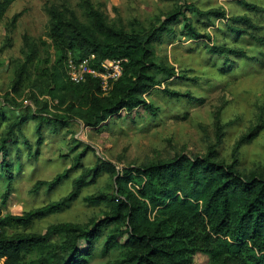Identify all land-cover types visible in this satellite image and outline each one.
Here are the masks:
<instances>
[{"label": "trees", "instance_id": "obj_1", "mask_svg": "<svg viewBox=\"0 0 264 264\" xmlns=\"http://www.w3.org/2000/svg\"><path fill=\"white\" fill-rule=\"evenodd\" d=\"M15 1L0 0V21ZM81 1L85 20L66 5L46 0L49 36L57 58L41 69L44 78L35 83L38 90L28 96L39 110L22 114L11 125L10 132L30 119H38L40 131L49 122L55 128L63 127L70 117L81 119L86 127L100 129L123 115L131 118L143 112L157 115L146 95L176 73L174 67L155 60L154 44L161 41L165 27L127 30L109 23L90 0ZM242 2L255 9V5ZM188 7L199 12L194 6ZM22 13L12 17L13 26ZM180 14L178 7L167 17V24L176 21ZM234 21L254 27L246 17ZM186 26L192 37L200 36L189 20ZM24 42L27 60L17 73L15 92L21 91L25 78L30 77L31 73L26 71L28 63H34L40 56L39 44L31 36L25 35ZM69 56L76 61L89 59L97 70L107 60L127 58V61L123 74L110 80V87L104 90L101 77L92 74H87L85 81H71L66 67ZM45 62L50 60L47 58ZM165 91L174 97H188L192 102L204 101L190 93ZM45 94L50 102L57 101L53 106L62 109L63 114L50 115L48 98L44 101L39 98ZM215 137V143L203 155L178 153L121 170L107 160L83 168V152L77 154L70 170H83L67 195L22 214L2 212L0 208V264H91L96 256L106 257L99 264H195L194 256L200 252L208 254L216 264H264V167L247 172L240 166L238 155L241 144L254 136L244 135L237 142L230 161L222 157L225 132L219 117L215 121ZM7 154L6 149L4 162ZM70 170L51 181L37 182L34 190L42 185H55ZM103 173L112 178V190L102 189L85 197L90 205L102 206L98 216L82 224L66 222L51 226L45 234L5 232L7 227L29 226L38 218L69 208L84 188ZM10 178L9 173L7 179ZM11 193V188L3 193V204ZM54 235L60 238L58 242H51ZM59 252L65 255L56 257Z\"/></svg>", "mask_w": 264, "mask_h": 264}, {"label": "rangeland", "instance_id": "obj_2", "mask_svg": "<svg viewBox=\"0 0 264 264\" xmlns=\"http://www.w3.org/2000/svg\"><path fill=\"white\" fill-rule=\"evenodd\" d=\"M90 1L107 16L109 23L127 30L165 27L161 41L154 44L155 60L174 67L176 73L146 95L157 109L156 116L148 112L135 118L123 115L111 119L100 129H91L81 119L70 117L63 127L58 125L55 128L49 122L44 123L40 131L37 130L38 119H30L22 122L21 128L16 126L10 132L11 125L18 122L22 114L39 110L28 96L31 91L38 90L34 85L44 78L41 69L52 65L57 58L49 36L50 15L45 9L46 0H16L0 21L2 212L22 214L59 200L71 191L73 181L83 168H92L100 160L110 161L121 170L126 166L174 157L178 153L203 155L216 141V117L225 132L222 157L230 161L237 142L244 135L251 134L254 137L244 141L239 149L240 166L247 172L264 167V0ZM242 1L255 5V9H249ZM51 2L66 5L85 20L81 0ZM188 6H194L199 12ZM178 7L184 16L180 14L176 21L167 24V17ZM19 12L23 13L13 26L12 17ZM241 17L249 18L254 27L234 21ZM187 20L199 37H192L186 26ZM25 35L39 44L40 56L34 63H28L26 71L31 73L30 77L25 78L22 90L15 92L13 85L17 73L27 60ZM220 48L226 51L221 52ZM47 58L49 63L45 62ZM165 89L190 93L204 101L197 103L188 97H174ZM39 98L49 100L51 114H46H63L62 109L53 106L57 101L50 102L46 94L39 95ZM6 149L8 154L4 162ZM81 152L83 168L71 171L75 156ZM5 164L11 167L4 168ZM67 170H70L68 175L55 185H42L34 190L37 182L51 181ZM9 173L11 178L8 180ZM7 188H11L12 193L3 204L2 196ZM112 188V178L103 173L84 188L69 208L38 218L29 226L4 230L8 234H45L49 227L60 223H86L98 216L103 208L90 205L85 197ZM51 238L53 243L60 239L56 235ZM49 249L53 250L51 245ZM63 255L64 252H59L56 257ZM104 261L106 257L96 256L91 264ZM194 262L216 264L203 252L194 256Z\"/></svg>", "mask_w": 264, "mask_h": 264}, {"label": "built area", "instance_id": "obj_3", "mask_svg": "<svg viewBox=\"0 0 264 264\" xmlns=\"http://www.w3.org/2000/svg\"><path fill=\"white\" fill-rule=\"evenodd\" d=\"M127 58H115L104 61L102 69L97 70L89 63V59L76 61L72 56H69L66 67L69 79L73 82H82L86 80L87 74H92L96 77H101L104 90L110 87V80H117L124 70V62Z\"/></svg>", "mask_w": 264, "mask_h": 264}]
</instances>
